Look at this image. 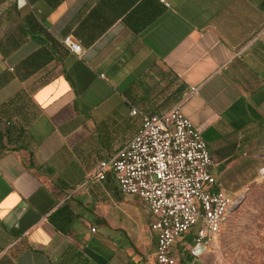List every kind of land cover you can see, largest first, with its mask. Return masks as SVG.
<instances>
[{
  "label": "crops",
  "instance_id": "0c3cea01",
  "mask_svg": "<svg viewBox=\"0 0 264 264\" xmlns=\"http://www.w3.org/2000/svg\"><path fill=\"white\" fill-rule=\"evenodd\" d=\"M179 101L245 205L264 183V0H0V264H157L145 201L96 174L133 109ZM171 255L253 264L194 233Z\"/></svg>",
  "mask_w": 264,
  "mask_h": 264
},
{
  "label": "built area",
  "instance_id": "2783aa9c",
  "mask_svg": "<svg viewBox=\"0 0 264 264\" xmlns=\"http://www.w3.org/2000/svg\"><path fill=\"white\" fill-rule=\"evenodd\" d=\"M62 43L81 53L71 36ZM196 89L191 87L189 95ZM132 113L141 117L138 132L115 156L100 162L96 176L105 179L113 172L123 194L145 201L157 235L155 260L176 264L171 255L176 240L194 233L196 244H214L240 198L215 187L216 159L201 131L183 113L181 101L160 114L137 109ZM259 175L264 178V166Z\"/></svg>",
  "mask_w": 264,
  "mask_h": 264
},
{
  "label": "rangeland",
  "instance_id": "374dc122",
  "mask_svg": "<svg viewBox=\"0 0 264 264\" xmlns=\"http://www.w3.org/2000/svg\"><path fill=\"white\" fill-rule=\"evenodd\" d=\"M217 242L231 262L264 264V183L227 217Z\"/></svg>",
  "mask_w": 264,
  "mask_h": 264
},
{
  "label": "water",
  "instance_id": "95a60500",
  "mask_svg": "<svg viewBox=\"0 0 264 264\" xmlns=\"http://www.w3.org/2000/svg\"><path fill=\"white\" fill-rule=\"evenodd\" d=\"M240 202L241 201H239L233 208H232V210L231 211H234V210H236L238 207H239V205H240Z\"/></svg>",
  "mask_w": 264,
  "mask_h": 264
},
{
  "label": "trees",
  "instance_id": "16d2710c",
  "mask_svg": "<svg viewBox=\"0 0 264 264\" xmlns=\"http://www.w3.org/2000/svg\"><path fill=\"white\" fill-rule=\"evenodd\" d=\"M184 88V87H183Z\"/></svg>",
  "mask_w": 264,
  "mask_h": 264
}]
</instances>
